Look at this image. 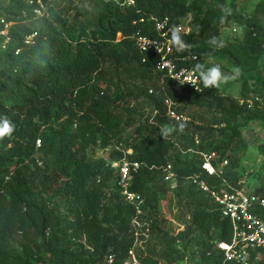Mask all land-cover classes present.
I'll return each mask as SVG.
<instances>
[{
    "label": "trees",
    "instance_id": "16d2710c",
    "mask_svg": "<svg viewBox=\"0 0 264 264\" xmlns=\"http://www.w3.org/2000/svg\"><path fill=\"white\" fill-rule=\"evenodd\" d=\"M133 1L0 0V128H9L0 137V264H106L109 256L125 264L135 248L137 208L122 196L124 164L154 243L138 250L143 264L184 263L190 248L197 256L190 264H222L218 245L230 243L234 230L212 192L264 201V176L247 190L237 170L246 149L242 127L264 125V80L254 78L264 72V0ZM165 18L167 39L156 29ZM188 19L189 34L175 33ZM231 22L243 39L223 42ZM138 37L165 43V51L170 40L180 58L197 56L186 64L201 74L202 91L165 78ZM210 59L241 73L239 97L207 82ZM166 98L185 121L168 116ZM197 108L210 116L203 124ZM146 109L154 118L136 124ZM112 146L109 159L89 155ZM202 153L217 157V169L227 162L222 174L203 168ZM168 165L174 189L165 180ZM169 194L188 218L176 235L160 220ZM251 212L264 214L259 205ZM253 263L264 264V250Z\"/></svg>",
    "mask_w": 264,
    "mask_h": 264
},
{
    "label": "built area",
    "instance_id": "2783aa9c",
    "mask_svg": "<svg viewBox=\"0 0 264 264\" xmlns=\"http://www.w3.org/2000/svg\"><path fill=\"white\" fill-rule=\"evenodd\" d=\"M127 6H133V0H124ZM33 3V2H31ZM35 13L38 16H43L44 12L41 8H37ZM2 23L3 20H2ZM8 26L6 25V28ZM168 27V19L163 21L156 19V29L158 34L163 39H167V35L170 29ZM167 29V30H166ZM175 30V33L189 34L180 25ZM5 34V33H3ZM31 40V39H30ZM136 45L142 52L153 51L159 58L157 64V70L162 72L164 77L172 80L175 84L186 87L194 92H201V74L192 66H188L186 61H197L198 57L191 55L185 58H180L173 51L171 41L168 40L166 45V51L164 50L165 43L148 41L144 38L138 37ZM184 45H180L179 50H185ZM182 63L183 65H180ZM152 93V91H150ZM167 106L168 116L176 122L185 121L186 119L177 114L174 110V102L166 98L164 100ZM157 113V112H156ZM152 121V120H151ZM195 143L199 145L198 138L195 139ZM203 168L210 174H222V168L227 165V162L221 164L222 168L217 169L214 165V161L217 157L214 154L202 153ZM118 164H113V168H117ZM165 180L172 184V189L176 187V174L172 171V167L168 165L164 168ZM131 177L127 174V164H124L122 168V178L119 183L122 196L125 200L136 206L137 216L133 220V228L136 230L135 236L138 235V230L144 231V234L148 237L149 223L141 221L140 216L142 211L140 206L143 204V199L138 194L130 193L129 184ZM198 177L194 178V183H197ZM199 186L205 192H210L209 188L204 182H199ZM212 196L216 202L220 205L221 211L224 216L230 218L234 230V235L230 243H220L218 247L224 253V260L222 264H254L253 259L255 255H259L264 250V214L263 216L255 215L251 211L255 205H259L264 212V201L256 197H249L243 192L228 193L225 190L222 192H212ZM142 232V231H141ZM138 238V237H137ZM129 259L125 264H143L134 255V250L130 251ZM113 256H109L106 260V264H113ZM185 264H188V258H185Z\"/></svg>",
    "mask_w": 264,
    "mask_h": 264
},
{
    "label": "rangeland",
    "instance_id": "374dc122",
    "mask_svg": "<svg viewBox=\"0 0 264 264\" xmlns=\"http://www.w3.org/2000/svg\"><path fill=\"white\" fill-rule=\"evenodd\" d=\"M79 4L85 0H77ZM250 2V0H242L240 2L241 6ZM4 3V2H3ZM254 7L249 6L246 11L247 13L253 12ZM189 25V19L183 20L181 26L185 31H191ZM223 42L227 40L241 41L243 39V30L236 26L233 22L226 24L222 29ZM120 38V36H119ZM208 69L209 76L211 77L213 72L218 73V76L214 83H217L226 88L222 90L224 94H230L234 97H239L240 83L238 82L241 73L236 71L231 63L226 60H216L210 59L205 64ZM260 77L264 80V72L258 71L255 73L254 78ZM208 82V79H207ZM139 111L140 108H139ZM198 117L200 119L197 121V124H203L202 118L205 116L210 117L209 114H206L205 110L197 108ZM155 114L151 113L149 109L145 110V113H139L136 116V124L140 120H151L154 118ZM243 122V121H242ZM243 140L245 142L246 149H240L238 152V158L240 159V167L237 169L239 174L242 177L244 182V187L247 190H250V187L257 182V176H264V125L260 122L250 123L241 129ZM114 146L108 149L93 148L89 151V155L94 159H109L111 158V153ZM130 153V151L128 152ZM218 160V159H217ZM119 165V164H118ZM219 168H222L219 166ZM162 213L160 220L162 222V227L165 231L169 232L172 235H176L180 230L183 229L184 222L188 218L184 215L183 210L179 204V201L175 198L173 194H169L168 197H162ZM138 238L135 241L134 255L136 256L139 249L147 250L153 246V241L150 240L151 237H147L144 233L138 230ZM160 250V248H158ZM194 249L190 248L187 252L188 264L190 260H196L197 256L193 257ZM137 257V256H136ZM175 264H185V263H175Z\"/></svg>",
    "mask_w": 264,
    "mask_h": 264
},
{
    "label": "clouds",
    "instance_id": "9594fccd",
    "mask_svg": "<svg viewBox=\"0 0 264 264\" xmlns=\"http://www.w3.org/2000/svg\"><path fill=\"white\" fill-rule=\"evenodd\" d=\"M217 76H218V73L213 72L212 75H211V77L208 79V83L215 82ZM8 131H9V128L7 127V125H5L4 128H0V137H2Z\"/></svg>",
    "mask_w": 264,
    "mask_h": 264
}]
</instances>
